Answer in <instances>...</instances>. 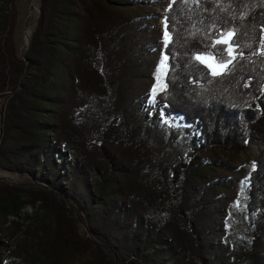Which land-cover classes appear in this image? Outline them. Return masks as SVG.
I'll return each instance as SVG.
<instances>
[{
    "label": "trees",
    "instance_id": "trees-1",
    "mask_svg": "<svg viewBox=\"0 0 264 264\" xmlns=\"http://www.w3.org/2000/svg\"><path fill=\"white\" fill-rule=\"evenodd\" d=\"M147 1L39 0L40 17L19 57L15 0H0V167L31 180L0 186V228L21 232L22 210L41 203L51 219L24 232L32 264H68L95 245L88 264H236L234 249L212 244L184 178L205 151L240 154L249 141L264 142V0H171L163 16L172 36L167 49L147 24H132L140 16L131 13ZM233 29L239 45L231 71L213 76L194 57L211 54L204 49L212 39ZM159 53V63L169 54L158 81L166 88L155 87L153 107L144 108L138 84ZM98 122L108 139H99L88 161L84 129ZM177 123L183 141L173 148ZM156 127L168 133L166 148L142 161L136 145L147 144ZM247 180L239 215L246 241L256 245L248 258L261 264L264 149ZM80 222L93 239L79 232ZM17 247L6 264L27 263L15 261Z\"/></svg>",
    "mask_w": 264,
    "mask_h": 264
},
{
    "label": "rangeland",
    "instance_id": "rangeland-1",
    "mask_svg": "<svg viewBox=\"0 0 264 264\" xmlns=\"http://www.w3.org/2000/svg\"><path fill=\"white\" fill-rule=\"evenodd\" d=\"M35 2L39 5V0H35ZM170 2L171 0H149L143 3L142 10L134 9L131 13L132 16H140L138 20L132 22L133 26H136V24H147V29L155 30V34L157 35L156 38L159 39L157 42L160 45L163 44V35L165 31L163 16ZM15 9L16 22L14 25L13 37L16 54L22 57L28 47L26 31L29 28L32 30L35 24L34 21L39 12L33 7V0H15ZM152 12L156 14L155 18L149 17ZM141 16L144 18H141ZM160 55L161 53L157 54L156 57H152L154 58V70L152 71L149 69L144 80L138 84V86H143L144 91H140V93L144 94L141 98L144 108L153 107L149 101L152 98L153 89L158 87L159 84L157 75L160 74L161 76L162 73H164L165 68L159 69ZM105 61L107 62L106 59ZM156 118L159 122H163L160 109L156 112ZM101 124L102 122H98L84 129L88 131L84 139L86 145L85 156L88 161H91V158L97 153V150L99 151V139H104L105 141L108 139V137H102L100 135L101 131L97 130ZM158 124L160 125V123ZM175 127L176 130L173 133L172 141L169 143H171L173 148H178L182 144L183 139L181 134H179L180 124H175ZM166 134L168 133L164 134L156 127V129L150 131L146 137L147 144L136 145L141 151L142 161L145 160L146 154L153 149L156 151L160 149L163 151L165 150L168 137ZM263 149L264 142L249 141L247 150L240 154H233L221 150L205 151L195 159L191 170L184 178V185L192 193L191 196L196 211L202 214L201 224L207 231L211 232L213 236L212 244L223 243L225 246L229 245L232 250L234 249L233 252L235 253L234 259L236 264H253L248 258V252L251 247L255 248L256 245L254 242L246 241L249 237V229L246 220L243 216L239 215V212L242 210L245 202L250 161H254ZM144 166L145 163L140 162L139 168L142 173L147 172L148 169V167H145L144 170ZM30 182L31 180L28 176L17 172H10L0 167V186L4 183L29 186ZM50 219L51 217L41 210V203L38 201L33 206H27L22 210L20 220L24 222V227H22L21 232L12 236L9 227H6L7 225L1 227L0 242L6 245L3 247V250L0 251V264L7 263L13 249L18 245L20 247L16 249L18 254L14 257L15 261L32 264V260H35L36 256H31L32 248L29 241H27V236H25L27 234L24 232L26 230L28 231V226H31L30 229L33 231L34 227L41 226L42 223L44 225V223H47ZM78 229L82 235L89 239H93L90 229L82 222L78 223ZM259 245L261 248L260 254H264V232L261 234ZM96 253H98V251L95 245L90 252L88 251L85 255L76 257L73 262L68 264H88L89 261H92V256ZM261 264H264V258L261 259Z\"/></svg>",
    "mask_w": 264,
    "mask_h": 264
},
{
    "label": "snow or ice",
    "instance_id": "snow-or-ice-1",
    "mask_svg": "<svg viewBox=\"0 0 264 264\" xmlns=\"http://www.w3.org/2000/svg\"><path fill=\"white\" fill-rule=\"evenodd\" d=\"M164 27H165V31L163 35V44H164V48L167 49L169 43L172 40L171 33L168 30L167 18H165ZM235 35H236V31L234 29L226 32L221 31L216 38L212 39V43L210 47L204 49L205 52L211 54L197 55L194 57V59H196L201 63H204L206 67L210 69L211 75L213 76H221L224 75L225 73H228L229 71H231L230 66L232 65L233 60L237 55L236 47H238L239 45V41L234 39ZM218 44L226 45V47L216 48V45ZM225 53L228 54V56L230 57L229 59L225 58ZM258 54L264 55V48H262ZM239 55L242 56L243 53L240 52ZM217 57H219V59H217ZM168 61H169V54H164L160 62V67L162 69L168 67ZM157 79L159 81L160 74L157 75ZM158 87L160 88L161 91H163L164 88H166V84L164 85L158 84ZM155 97H156V89H153V96H152L153 101H155Z\"/></svg>",
    "mask_w": 264,
    "mask_h": 264
},
{
    "label": "water",
    "instance_id": "water-1",
    "mask_svg": "<svg viewBox=\"0 0 264 264\" xmlns=\"http://www.w3.org/2000/svg\"><path fill=\"white\" fill-rule=\"evenodd\" d=\"M38 12H39V14H38V16H37V18L35 19L34 22H37V20H38L39 17H40V14H41V10H40V6H39V5H38ZM30 36H31V33L28 34V39H27L28 47H27V49L29 48V45H30ZM0 139H1V130H0Z\"/></svg>",
    "mask_w": 264,
    "mask_h": 264
},
{
    "label": "bare ground",
    "instance_id": "bare-ground-1",
    "mask_svg": "<svg viewBox=\"0 0 264 264\" xmlns=\"http://www.w3.org/2000/svg\"><path fill=\"white\" fill-rule=\"evenodd\" d=\"M33 7H34V9H35L36 11H38V5H37V3L35 2V0H33ZM30 32H31L30 28L27 29V31H26V40L28 39V34H30Z\"/></svg>",
    "mask_w": 264,
    "mask_h": 264
}]
</instances>
